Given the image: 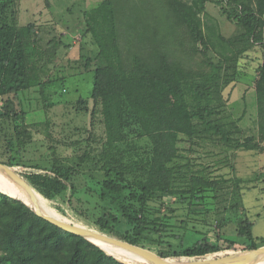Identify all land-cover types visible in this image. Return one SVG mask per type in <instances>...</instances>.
Returning a JSON list of instances; mask_svg holds the SVG:
<instances>
[{
    "label": "rangeland",
    "instance_id": "374dc122",
    "mask_svg": "<svg viewBox=\"0 0 264 264\" xmlns=\"http://www.w3.org/2000/svg\"><path fill=\"white\" fill-rule=\"evenodd\" d=\"M104 1L14 0L10 7L7 21L24 29L23 35L29 38L41 84L20 91L17 99L0 96V162L29 184V175L44 173L56 164L75 165L85 153L102 157L104 150L113 166L129 181H136L146 175L145 164L154 157L150 137L130 135L126 142L109 146L102 106L92 99L95 68L103 58L85 14ZM110 1L115 6L117 40L127 68H131L133 56L155 65L163 55L183 70L189 84H201L212 65L229 58L225 63L228 72L223 74L229 80L222 91L224 115L237 120L239 131L232 129L235 138L254 139L264 146L256 92L264 55V25L254 44L239 54L247 46L240 40L243 29L228 19L225 5L217 0L207 2L204 10L200 0H180L194 6L212 40L208 47L196 42L181 23L172 0ZM239 1L256 6L254 0ZM232 40H236L233 45L228 42ZM49 42L57 46L50 47ZM174 152L172 194L153 197L145 205L130 199L129 191H106L103 181L108 175L100 167L81 170L73 179V193L68 190L54 199L39 193L46 206L72 224L119 240L125 241L127 234L137 238L136 224L129 221V215L146 219L152 227L164 226L161 233L142 232L139 246L157 255L169 252L165 259L179 264L264 246V153L236 150L218 138H190L187 133L179 134ZM192 176L217 186L190 194L187 184ZM112 178L119 176L114 173ZM0 183L7 188L2 175ZM103 192L107 198L101 196ZM101 219L114 232L103 230ZM243 220L253 224L252 239L239 237ZM229 242L236 250L228 249ZM197 243L215 245L220 251L200 258L175 255Z\"/></svg>",
    "mask_w": 264,
    "mask_h": 264
},
{
    "label": "trees",
    "instance_id": "16d2710c",
    "mask_svg": "<svg viewBox=\"0 0 264 264\" xmlns=\"http://www.w3.org/2000/svg\"><path fill=\"white\" fill-rule=\"evenodd\" d=\"M209 1L200 0L201 10L205 9ZM217 1L225 5L228 19L235 21L243 29L240 40L247 46L238 52L242 54L254 44L257 31L264 25V0H254L255 7L251 2L239 0ZM171 2L179 20L187 26L195 41L202 42L205 47L212 44L211 38L203 30L194 6L180 0ZM13 4L14 0H3L0 3V96H13V99H17L20 91L39 86L41 83L35 74L29 38L23 35L24 29H19L7 21ZM85 16L89 31L99 45L103 58V62L98 63L95 68L92 99L102 106L107 144H122L130 135L140 139L150 137L155 146V153L145 164L146 175L136 181H129L123 172L111 164L108 157L105 158L106 150L99 158L85 153L75 165L56 164L44 173L27 176L35 188L33 189L37 205L44 214L72 224L46 206V201L40 193L47 199H54L68 190L73 193L76 190L74 177L81 174V170L93 171L94 167H100L107 172L108 176L103 181L106 191L113 194L129 191L130 199L142 205L153 197L162 198V195L172 194L171 171H175V167L170 164L173 163L176 142L181 133H187L190 138L215 137L236 150L264 153V146L254 139L242 141L235 138L232 129L239 131L237 120L224 115L222 91L229 84V80L223 74L228 72L225 63L229 58L226 57L212 65V70L206 74L201 84H189L183 70L179 66H173L163 55L157 57L155 65H147L140 57L133 56L131 68H127L117 40L114 3L106 0ZM235 41L228 42L233 45ZM49 46L57 45L49 42ZM262 47L264 48V43ZM259 71L256 92L259 129L261 139L264 140V55ZM114 173L118 174V179L112 178ZM2 180L8 192L35 206L30 194L4 173ZM216 186V182L192 176L187 184V192L199 194L206 188ZM101 196L107 198L105 192ZM128 219L136 224L137 238L133 239L127 234L124 240L136 246L140 244L138 236L142 232L165 231L164 226L152 227L146 219L137 215H129ZM113 221L118 223L116 217H113ZM99 224L103 230L114 232V227L105 219L99 220ZM252 228L253 224L249 220L241 221L239 237L252 239ZM94 243L108 254L85 238L66 232L40 218L23 202L0 192V264L148 263L111 244ZM228 249L236 250L235 244L229 242ZM219 251L220 248L215 245L197 243L175 255L200 258ZM169 255V252L159 254L162 258ZM165 260L169 264H179L171 259ZM253 264H264V258Z\"/></svg>",
    "mask_w": 264,
    "mask_h": 264
},
{
    "label": "water",
    "instance_id": "95a60500",
    "mask_svg": "<svg viewBox=\"0 0 264 264\" xmlns=\"http://www.w3.org/2000/svg\"><path fill=\"white\" fill-rule=\"evenodd\" d=\"M0 172L4 173L11 181H13L16 185L21 186L23 189H25L30 194L31 201L35 204V209H32V208L31 209L36 213L37 216H39L40 218L50 222L51 224L57 226L58 228L66 231V232L81 236V237L85 238L86 240L90 241L91 243H93L94 245H96V244L93 242V240H102V241L107 242L111 245L120 247V248L125 249V250L137 255L138 257L144 259L149 264H169L166 262L165 258H162L161 256H159V255H157V254H155V253L151 252L150 250H147L143 247L133 245V244L126 242V241H123V240H119L116 238L109 237V236L102 234V233H99V232L80 228V227L75 226L73 224L62 222L60 220H57V219H54L52 217L44 215L37 205V200H36V196L34 194V189H33L32 185L28 183L27 180H25L22 176L17 174L12 168L6 166L2 162H0ZM0 192L7 195L8 197H10L12 199L21 201V199L16 198L12 195H9L8 193L3 192L2 190H0ZM21 202H23V201H21ZM25 205H27V204H25ZM96 246L99 247L98 245H96ZM99 248L102 249L101 247H99ZM103 251H105V250H103ZM111 256H113V255H111ZM260 258H264V246H261V247H258V248H255V249H252V250H249L246 252H242V253L229 254V255H226V256L220 257V258L197 260V261L184 263V264H253L254 262L259 260Z\"/></svg>",
    "mask_w": 264,
    "mask_h": 264
},
{
    "label": "bare ground",
    "instance_id": "6f19581e",
    "mask_svg": "<svg viewBox=\"0 0 264 264\" xmlns=\"http://www.w3.org/2000/svg\"><path fill=\"white\" fill-rule=\"evenodd\" d=\"M2 175V172H0V176ZM0 190H2L3 192H6V193H8L9 195H12V196H14L13 194H11L10 192H8L6 189H5V187L0 183ZM14 197H16V198H19V199H21V201H23L25 204H27L30 208H32V209H35V206L33 205V204H31L30 202H28V201H26V200H24V199H22V198H20V197H17V196H14ZM42 212V211H41ZM43 213V212H42ZM44 214V213H43ZM44 215H46V214H44ZM47 216V215H46ZM55 219V218H54ZM58 220V219H57ZM63 222V221H62ZM93 242H104V241H102V240H93ZM105 243H107V242H105ZM109 244V243H108ZM114 246V245H113ZM117 247V246H116ZM118 248H120V247H118ZM120 249H122V248H120ZM123 250H125V249H123ZM127 251V250H126ZM129 252V251H128ZM131 253V252H130ZM133 254V253H132ZM135 255V254H134ZM137 256V255H136Z\"/></svg>",
    "mask_w": 264,
    "mask_h": 264
}]
</instances>
